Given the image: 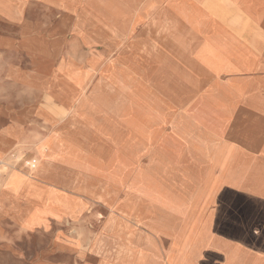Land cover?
Returning <instances> with one entry per match:
<instances>
[{
	"label": "rangeland",
	"instance_id": "obj_1",
	"mask_svg": "<svg viewBox=\"0 0 264 264\" xmlns=\"http://www.w3.org/2000/svg\"><path fill=\"white\" fill-rule=\"evenodd\" d=\"M48 1L54 4L57 2ZM73 1L76 3V14L80 22H55L56 10L46 13L40 0H0V14L4 16L9 14L17 21L0 22V36L14 38V46L17 48L16 51L4 49L0 53V62H12L16 66L17 70L12 77L25 78L28 82L33 78L28 73L22 55L24 46L34 50L40 47L46 52H51L54 48L65 55L71 49V40H74L79 59L78 66L75 65L81 68L85 79L84 88L78 84V89L73 91V87L66 82L60 84V93L64 99L74 96V107L48 104L35 119L23 124L17 122L9 124L7 119L0 115V131L8 128L12 136L10 141L7 139L0 141V155L10 156L8 168L4 169L0 162V264H101L104 259L105 262L115 263L118 257L126 256L127 252L118 249V245L115 244L121 238L115 234V230L128 227V223L111 219L113 211L110 209L115 210L118 204L127 200V190L129 192L137 183L136 174L141 171L140 164L149 163L148 154L140 156L143 157L142 162H133L123 171L126 175L121 178L123 186H119L118 193L114 188H107L110 197L106 198L107 202H103L105 200L89 197L86 190L103 191L105 180L97 176L98 180H101L98 183L93 181L95 176L92 173L55 160L50 156L48 148L44 147L41 154L39 145H45L47 138L60 139L71 154L108 160V156L104 157L98 150L99 139L96 133H99V125L110 127L120 122L119 124L122 123L120 140L123 144L120 152L122 158L130 163L132 154L139 148L136 134L127 132V126L122 119L123 114L140 109L153 97L161 99L172 110H184L194 100V96L181 84L182 81L176 73L174 68L176 58L173 57L170 63L166 57L161 56V52L173 55L167 45L168 41L158 37L152 22H134L141 0ZM46 14L52 22H39ZM25 17L32 22H23ZM230 23L227 22L228 28L236 31L237 26ZM63 31H69L68 41L62 39ZM251 39L245 37L247 43L248 40L252 42L250 44L252 56L260 69L252 75L250 93L254 94L255 98L264 99V40L254 42V39ZM86 41L98 42V47L94 50L96 56L91 64L87 62V58L92 56L88 52L90 49H85L89 47ZM231 68L240 73L237 61ZM26 71L28 72L25 73ZM45 75L44 81L51 83L50 69L45 70ZM119 75L131 84V92L118 87L114 77L119 79ZM8 78L9 76L0 74V94L5 97L9 92L6 87L9 83ZM136 90L143 91L144 94L139 95ZM51 102L49 99L48 103ZM25 132L26 141L16 139L18 135L26 134ZM4 133L6 137L8 132ZM115 147L116 144L113 143L111 148ZM117 147L119 148V145ZM17 149L20 152L16 154ZM35 159L38 162L33 163ZM11 174H17L19 179L10 182ZM120 174L118 172L119 176ZM60 191L68 195L63 197ZM59 192L58 195H61L59 197L67 200L73 196L85 202L88 198L95 199L96 203H85L86 207L77 219L64 218L60 221L48 214L43 216L40 223L32 225L25 223L26 220L38 217V212L45 209V205L52 202L50 198L56 197ZM148 198L153 199L151 195L141 196L137 193L131 200L136 209L144 211L146 207L150 208L154 204L153 200ZM89 205H92L90 209ZM93 216L97 218L94 225L96 230L100 227V222L101 225L107 222L112 243L107 245L105 251L98 254L88 252L84 258L78 254L77 259L76 254L61 251L57 247L55 243L57 232L68 234L74 228L88 229V221L91 220L88 217ZM201 219L191 217V224L197 226L198 223L201 224ZM183 223V219H180V224ZM179 228L181 229L180 226ZM120 232L130 235L132 229L129 227ZM142 233L145 234L146 231L142 230ZM147 234L152 242L159 243L156 234L149 231ZM140 244L129 256L126 264H166L165 257L161 252L158 254L157 247L156 250L151 248L152 246L145 240ZM158 247L162 250L161 241ZM187 248L188 245L181 246L182 252L176 260L171 258L167 250L166 257L174 261L170 264L175 262L184 264L186 259V262L189 259L191 264L193 256L185 254L184 250ZM144 252L151 256H143Z\"/></svg>",
	"mask_w": 264,
	"mask_h": 264
},
{
	"label": "bare ground",
	"instance_id": "obj_2",
	"mask_svg": "<svg viewBox=\"0 0 264 264\" xmlns=\"http://www.w3.org/2000/svg\"><path fill=\"white\" fill-rule=\"evenodd\" d=\"M245 5L249 12H264V0H246ZM174 7L178 11H184L181 3L175 2ZM248 21L249 19L245 23L231 22L237 26L236 31H231L227 22H152L154 31L160 39L168 41L167 45L173 54L161 52V56L166 57L170 63L173 57L176 58L174 61L176 73L182 81L181 84L194 96V100L184 110H172L161 99L153 97L140 109L123 114L122 119L127 126V132L136 134L139 148L132 154L130 163L122 158L120 152V148L123 147L120 140L122 126L120 122L110 127L99 125V133H96L99 139L98 150L104 157L108 156V160L71 154L60 139L47 138L45 145H39L41 154L44 147L48 148L50 156L55 160L92 173L95 176L93 181L99 183L105 180L103 191L86 190L89 197L105 200L103 202H107L106 198L110 197L107 188H114L118 193L123 186L121 178L126 175L123 171L133 162H142L143 157L140 156L148 154L149 163L140 164L141 171L136 174L137 183L129 192L127 190V200L118 204L115 210L110 209L113 211L111 219L128 223V227L115 230V234L121 236L123 243L120 245L127 254L118 257L115 263L106 261L105 264H126L142 240L152 246L151 248L158 249L161 232L168 236L173 235L172 243L179 248L182 245L186 247L188 245L191 249L195 246L193 254L197 247L211 243L210 219L201 215L205 208L198 202V198L214 193L212 189L200 190L199 182L204 175L205 159L210 156L209 153L219 139H224L226 143L229 141L231 144L242 136L241 141L246 145H249V141L252 145L254 143L257 145L260 143L258 138L262 137L259 134L264 131V126L255 122L263 116V112L256 107H245L243 103L248 99H256L254 94L250 93L251 78L260 69L249 47L252 42L248 40L247 43L245 37L254 39V42L264 40V22ZM134 22H137V17ZM86 43L89 47L85 49H90L88 52L92 56L87 58V62L91 64L96 56L94 50L98 47V42ZM235 61L239 64L240 73L231 68ZM62 69L84 88L85 79L80 67L67 62L62 65ZM114 80L121 90L131 92V84L126 78L119 75V79L114 77ZM136 91L139 95L144 94L143 91ZM113 143L116 144L114 149L111 148ZM15 152L17 154L20 151L17 149ZM0 159L3 168H8L10 156L0 155ZM36 162L37 159L33 163ZM153 164L163 170L164 181L168 182V178L173 177L170 179V186L150 172L147 167ZM118 172L121 173V177ZM97 176L101 180H98ZM180 176L183 178L178 180ZM13 179H19V176L11 174L9 181L12 182ZM60 192L55 195L56 197L50 198L51 203L46 202L48 205L38 212V217L26 220L25 223L30 225L40 223L43 216L48 214L60 221L66 217L77 219L87 202L80 200L71 203L70 200L59 197ZM61 193L63 197L68 195L65 192ZM137 193L141 196L151 195L153 199H148L153 200V206L146 207L144 211L136 209L131 197H135ZM191 217H201V224L192 225ZM176 218L183 219L184 223L180 224V219L177 222ZM99 224V228L108 232L107 222ZM129 227L132 229L130 235L120 232ZM142 230L146 231V235ZM148 231L156 234L159 243L152 242ZM78 234L85 236L86 232L78 230ZM163 241L164 239H161V243ZM86 248L87 246L79 241L77 249L82 258L85 256ZM145 255L151 256L144 252L143 256ZM186 260L184 264H190L189 259L187 262Z\"/></svg>",
	"mask_w": 264,
	"mask_h": 264
},
{
	"label": "crops",
	"instance_id": "obj_3",
	"mask_svg": "<svg viewBox=\"0 0 264 264\" xmlns=\"http://www.w3.org/2000/svg\"><path fill=\"white\" fill-rule=\"evenodd\" d=\"M40 1H42L40 4L46 13L56 10L55 22H80V18L76 14V3L73 0H57L55 4L48 0ZM141 1L138 13H136L137 22H246L248 19V22H264V12H249L245 5L246 0ZM175 2L183 5V12L174 7ZM0 22L17 21L9 14L8 16L0 14ZM23 22L32 21L25 17ZM39 22L52 21L46 14V17ZM69 34V31H63L64 38L62 39L68 41ZM14 42V38L6 35L0 36V53L4 49L16 51ZM26 43L28 44V42ZM71 43V49L65 55L54 48L53 51L46 52L40 47L38 50H34L24 46L22 55L29 71L25 73L28 72L33 76L31 82L25 78L12 77V74L15 75L17 70L14 63L0 62V74L9 76V83L6 86L9 92L6 97L0 94V115L5 117L9 124L16 122L23 124L26 121H32L40 114V111L43 112V108L48 104L74 107V96L71 95V98L64 99L60 93L61 82L71 85L72 91L78 89V84L62 69V65L69 61L78 66L76 41L71 40ZM249 47L252 50V46L249 45ZM4 63L6 67L3 65ZM47 69H50V74H52L51 83L44 81ZM49 99L52 101L51 103H48ZM243 103H245V107H256L263 112V116L255 122L264 126V99H248ZM20 126L22 127V125ZM6 131L8 133L5 137L6 133L4 132ZM259 136L262 137L258 138L260 143L257 145H254L255 143L252 145L251 141L248 142L249 145H246L241 141L243 140L242 136H239L237 141H231V144L229 141L226 143L224 139H219L215 148L209 153L210 156L205 159L204 175L199 182L200 190L212 189L214 193L198 198V202L205 208L201 215L210 219L209 235L212 240L210 244L197 247L194 254L195 246L192 249L184 250L185 254H193H191L193 256L191 264H264V131ZM11 137L10 129L4 128L0 131V141L5 139L10 141ZM16 139L26 141L27 133L22 136L18 135ZM13 141L15 143V140ZM147 168L164 181L163 170H160V166L153 164ZM182 178L180 176L178 180ZM170 179L173 177H169L168 182L164 181V183L169 185ZM96 200L88 198L86 202L95 204ZM70 201L73 203L80 200L72 196ZM91 206L89 205L88 208L90 209ZM93 215L96 214L93 213ZM88 218H91L88 221V229L85 227L74 228L68 234L57 232L55 243L61 251H70L72 254H76L79 259L77 249L79 241L82 245L87 246L85 255L88 252L102 253L107 245L112 243L109 230L107 232L99 227L96 230L94 225L97 218L95 216ZM66 219L70 218L66 217ZM78 230H84L86 235L79 236ZM172 236L161 232L159 237L160 241L161 239L164 241L161 243L162 250L158 248V254L161 252L165 257L166 264L171 262L166 257L167 250L173 260H176L179 253L182 252L172 243ZM122 243V239L115 242L120 250H124L120 245ZM104 260L101 264H105Z\"/></svg>",
	"mask_w": 264,
	"mask_h": 264
}]
</instances>
